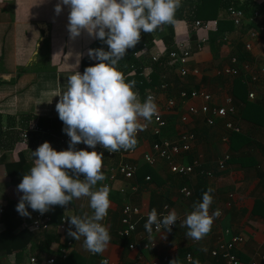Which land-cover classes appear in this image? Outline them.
<instances>
[{
	"label": "crops",
	"instance_id": "crops-1",
	"mask_svg": "<svg viewBox=\"0 0 264 264\" xmlns=\"http://www.w3.org/2000/svg\"><path fill=\"white\" fill-rule=\"evenodd\" d=\"M58 3H62V0H0V204L11 201L8 210L16 213H18L16 206L22 193L9 184L5 164L17 161L20 154H24L25 170L28 174L34 165L31 151H35L44 142H49L56 151L69 148V146L55 148L54 139L48 135L42 138L32 135L26 143H23L20 130L27 128L28 123L33 120L59 119L56 111V104L59 101L57 95L67 90L68 78L76 71L80 72L82 53L96 39L87 31L71 39L68 31L70 8L62 5V11L57 14L55 8ZM221 16L225 17L223 14ZM261 22H264V18L257 24ZM188 25L184 20L175 21L172 24L173 33L175 36H183V40H189L192 56L188 67L198 68L201 74L197 77L190 75L180 78L174 72V65H171L167 68L170 70L169 73L164 74L168 82H163L169 84V88L174 86L176 93L181 91L180 89L188 91L204 89L212 94L216 101L218 99L222 101L228 96L227 92L231 84L226 83V79L218 74L222 65L217 64V61L213 59L207 44L201 49L196 47L198 39L206 34L201 30H194L189 25L194 31L191 32ZM163 30L162 28L161 32L154 33V39L148 45L146 53L142 55L141 62L147 63L153 54L169 49L170 44L164 41L167 31ZM245 30L246 28L240 32L231 31L234 35H243L239 39L243 47L244 43L250 42ZM227 35L231 40L232 36ZM250 43H252L250 56L254 65L264 67L262 39ZM161 77H163L162 74ZM176 80L179 81V86L175 85ZM156 88L157 86L154 85L158 104L163 107L167 95L159 93ZM247 89H254L259 99L264 94V74L259 75L258 82L248 86ZM134 90L139 92V98L141 102H144L147 92L136 88ZM170 94L172 97L175 96L171 92ZM192 104L198 106L200 102L196 100L181 104L178 110L167 115H175V112L184 110L182 113H187L189 118L187 125L193 130L190 131L189 128L178 130L175 126L172 129L173 132H164V137L175 141L181 132L194 134L196 140L184 161L188 162L192 157L201 156L203 168L216 171V161L226 153L231 154L229 141L223 142L224 137L214 132H204L210 128L204 124L203 116H193L187 112V105ZM27 115H30L32 119L26 123ZM51 134L58 135L56 132ZM136 139L135 154L123 159L118 156L103 158L102 171L106 179L98 181L92 189L95 191L110 184L109 218L101 221L109 230L111 237L108 247L102 254L90 257L83 248L84 237L80 240L73 239L74 245L69 250V254H73L74 257L66 264H103V259H108V264H135L138 257L141 258L138 264H152L154 260L164 256L169 259L167 264L175 258L177 264H194L195 261L199 264H224L212 257L210 252L217 242L228 240L232 235H239L244 239L235 251L240 264H250L252 258L264 254V131L257 132L252 138L255 144L251 146L257 153L254 163L231 162L230 155L227 168L223 172L216 171L212 178L198 174L180 177L171 174L166 164L158 163L151 167L158 174L159 178L156 181L144 179L140 183L137 182L136 176L132 181H128L118 175L116 180L110 182L109 176L119 163L134 164L137 171L144 165L142 154L152 148L155 138L149 133H142ZM69 172L71 174L70 170ZM133 183L139 185L137 192H133L130 188ZM183 187L189 188L192 196L187 198L180 195L178 190ZM209 188L213 189L211 193L213 203L209 207V214L219 209L222 215L214 220L211 231L196 242L186 236L188 229L181 227V223L194 210V204L202 202V198L196 196L195 190L200 192ZM126 201L138 206L141 210V216L136 223L138 236L146 232L144 225L147 222L148 213L153 208L158 214L167 215L163 212L165 205L169 208L168 213L175 210L178 214L175 229L145 238L144 241L151 244L149 250L129 251L127 246L116 244L113 234H116L119 228L120 211ZM50 211L54 213L51 227L45 232L34 234L33 241L20 255L11 254L15 258L14 264L30 257L42 260L50 256L56 258L55 264L63 262L64 260L59 257V250L69 239V235L59 232L60 219L63 216L69 218L72 215L83 217L85 214L88 216L93 214L89 206V197L73 198L69 205L52 206ZM3 230L0 224V232ZM19 230L18 228L16 232ZM226 230L229 231L227 235L224 234ZM187 255L191 256V262H187ZM9 256H0V264H12Z\"/></svg>",
	"mask_w": 264,
	"mask_h": 264
},
{
	"label": "clouds",
	"instance_id": "clouds-1",
	"mask_svg": "<svg viewBox=\"0 0 264 264\" xmlns=\"http://www.w3.org/2000/svg\"><path fill=\"white\" fill-rule=\"evenodd\" d=\"M62 5L70 8V38L75 39L87 31L107 44L108 51L89 49V57L100 62L87 67L83 74L78 71L72 74L67 90L57 95L56 111L65 125L63 131L70 137L69 148L56 151L46 141L31 151L34 165L17 187L22 196L16 211L30 217L28 208H31L43 215L52 206L64 207L73 198L89 197L93 214L70 216L68 235L75 240L84 237L83 246L87 251L102 254L111 239L109 230L101 223L108 214L110 200L107 185L92 190L98 181L106 179L102 171L103 153L95 148L99 144L110 153L134 149L137 133L146 128L141 118L151 122L158 112L155 98L148 95L141 102L139 92L134 90L136 82H126L117 66L127 50L140 41L141 32L152 33L162 25L175 23L181 0H62L56 5L57 14L62 11ZM79 143L93 151L76 150L75 145ZM81 174L84 179H80ZM212 191L209 188L203 193L202 202L194 204V210L181 223V227L188 229L186 236L193 240L203 239L221 215L219 209L209 214ZM178 218L175 210L163 215L153 208L144 227L149 234L153 225L157 230L163 228L171 232ZM9 260L14 264V256L10 255ZM170 264H177L176 258Z\"/></svg>",
	"mask_w": 264,
	"mask_h": 264
},
{
	"label": "built area",
	"instance_id": "built-area-1",
	"mask_svg": "<svg viewBox=\"0 0 264 264\" xmlns=\"http://www.w3.org/2000/svg\"><path fill=\"white\" fill-rule=\"evenodd\" d=\"M240 2V0H239ZM241 3V2H240ZM244 9L247 10L246 7ZM264 18V9H250L249 11H244L243 9L237 8L234 5L227 7L225 18H218L214 20L208 21H195L190 24V26L196 31H203L206 35L205 37H200L197 41L196 47L201 49L203 45L208 42V35L212 32L217 31L219 20H224L232 23L234 32H240L243 28H246L247 37L251 41H257L260 38L264 44V22L257 24L258 21H261ZM230 38L225 33L221 38V42H227ZM246 42L244 43V50L246 52H252V43ZM148 45H143L140 51L134 52L132 57L138 62V66L135 64L128 66L121 70L124 74L125 78L132 77L137 74V68H140L139 75L146 81L147 84H150L151 74L154 72V64H159L164 68H170L171 65H174V72L180 78H186L190 75L199 76L201 71L198 68H189L188 64L190 62L192 56V50L190 47L189 40H180L174 41L170 45L169 49L153 54L148 62H141L142 55L146 53ZM170 71V70H168ZM218 74L222 75L224 78L233 79L236 77H240L243 82L250 86L252 84H256L258 82L259 75L264 74V67H258L254 65L253 61L244 60L239 61L236 57H231L228 59L227 63L224 64L219 70ZM159 93H163L167 95L165 103L162 106H159L158 95L155 94L154 87H148L145 92V100L148 95H152L155 98V103L158 107V112L156 115L152 117L151 122L145 121L141 118L140 122L142 124H146V128L143 131H139L137 136H140L142 133H149L152 137L159 138L153 142L152 148L144 152L142 154V160L145 165L149 167H153L158 163H164L168 166L169 172L171 174L187 177L198 174L200 176H205L208 178H212L215 175V172H223L228 165L230 160V155L228 153L222 155L216 161V171L206 170L203 168L202 158L201 156L192 157L188 162L184 161V158L187 154H190L192 150V146L196 140L194 134L190 132H181L179 137L175 141H171L165 138H162V132L167 126V121L164 118L165 114H169L170 112H174L179 109L181 104L188 103L189 101H199L200 104L196 105H187L186 109L189 115L203 116V122L206 126L211 127L217 122L227 116V114H233L234 108L231 106L230 98L224 97L222 105H215V99L212 94L204 89L197 90H181L177 96V98L169 96V85L163 83L157 88ZM148 90V91H147ZM262 99L264 100V94H262ZM257 98V93L254 89H250L248 91V99L250 101L255 100ZM144 100V101H145ZM225 128L228 131H232L235 133H240V128L234 125L231 122L225 123ZM21 131V139L23 143H26L32 135H36L39 138L44 136H51L54 139L56 148H63L69 146L70 137L63 132L62 134L54 135L48 132V130L44 129L39 125L38 120H33L28 123L27 128ZM53 135V136H52ZM136 136V137H137ZM223 142H228V137H224L222 139ZM76 150H93L88 147L84 143H79L75 145ZM95 151L102 152L103 158H112L114 156H118L123 159L126 156H130L136 153V148L130 150L121 149L118 152L110 153L101 145H97ZM264 161V160H263ZM137 174V167L134 164H124L119 163L115 170L109 176V181L113 182L116 180V177L120 175L123 179L132 181ZM80 179H84L81 174ZM150 178L145 177V181H149ZM110 189V184H106ZM133 192H137L139 189V185L137 183H133L130 186ZM178 193L185 197L192 196V191L189 188L183 187L179 188ZM168 206L165 205L163 207V212L168 214ZM28 211L31 213L30 217L19 216L20 226L19 229L28 230L34 234L42 233L47 231L52 224V215L51 211L41 215L37 211H33L31 208H28ZM221 212V211H220ZM4 213V208L0 204V216ZM222 215V212H221ZM220 215V216H221ZM141 216V210L138 206L126 201L121 208L120 211V220H119V228L116 230V234L119 238L123 240H127V248L129 251L135 250H149L151 248V244L145 242V238H150L153 235L159 232H167L165 229L161 228L157 230L155 225H153V231L149 234L147 231L144 232L142 236L137 235L136 223L139 217ZM219 216V217H220ZM109 218V214L105 217L104 220ZM68 218L63 216L60 219V223L58 225V230L62 234L68 235V229L70 227L68 223ZM176 227V223L171 226L173 231ZM72 230L75 231V227L72 226ZM225 235L229 234V231L226 230L224 232ZM74 238L69 236V239L66 240L63 244V247L59 250V257L62 260L67 259L69 255V250L74 245ZM196 241V240H195ZM197 242V241H196ZM244 242V239L239 235H232L228 240H221L215 244L212 248L210 254L212 257L222 261L224 264H240L239 259L235 253L238 246H240ZM84 248V246H83ZM84 250L90 257H96L97 254H92ZM187 262H191V256H186ZM141 261V258H137V262ZM56 258L50 256L45 259H39L37 257H30L23 261H18L15 264H55ZM169 259L167 256L161 257L159 260H154L152 264H167ZM103 264H108V259L102 260ZM250 264H264V254L259 255L257 258H252Z\"/></svg>",
	"mask_w": 264,
	"mask_h": 264
},
{
	"label": "trees",
	"instance_id": "trees-1",
	"mask_svg": "<svg viewBox=\"0 0 264 264\" xmlns=\"http://www.w3.org/2000/svg\"><path fill=\"white\" fill-rule=\"evenodd\" d=\"M234 5L237 8L243 9L247 12L244 7L239 4V0H181V7L175 13V21L184 20L188 24H191L195 21H208L218 19V13L226 9L227 7ZM233 30L232 23L224 20H219L217 31L210 33V39L217 37V41L221 40L225 33H228ZM143 33L141 32V39L136 44L134 48H130L127 50L126 56L121 59L118 63V70L121 71L128 66L135 64L138 66V62L132 57L134 52L140 51L143 45H150L154 39V33ZM176 38V39H175ZM183 40V36H175L173 33L172 24L167 27V36H165L164 41L167 44H172L174 41ZM103 48L105 51H108V45L99 39H95L93 43L89 45V47L83 51L82 59H81V70L80 73L83 74L84 70L89 66H94L100 61L97 59L90 58L88 55L89 49H97ZM154 72L150 77V84H147L146 81L139 75L140 68H137V74L126 79V82L134 80L135 88L139 91H144L148 87L159 86L163 84V81L166 80V73H169L167 68L160 67L158 64H154L153 66ZM158 68V69H157ZM161 74L163 77H161ZM163 78V79H161ZM225 82H230V90H228L227 94L231 100V106L234 108L233 114H227V116L221 120L215 122V124L206 129L204 132H214L219 136L228 137L231 162L238 161L247 164H252L256 161V151L253 149L251 145L253 143L252 138L255 136L257 132L264 131V100L260 96L255 100L250 101L248 99V86L243 82L240 77H236L233 79L225 78ZM159 82H163L159 84ZM168 82V81H167ZM224 82V80H223ZM224 82V83H225ZM167 84V83H166ZM179 86V81L176 80L175 85ZM169 85V84H168ZM174 86L168 89V92L174 94V97H177L179 92H174ZM183 90V89H180ZM170 96H172L170 94ZM26 123L32 119L30 115L25 117ZM39 125L44 129L48 130V132H56L57 134H62L64 131V123L58 120H38ZM231 122L234 125L240 128V133H235L232 131H228L225 128V123ZM165 130V129H164ZM162 132L161 137H164V132ZM155 138V137H154ZM159 138H155L158 140ZM169 140V139H168ZM253 149V151H251ZM26 159L24 154H20L17 161L8 162L5 164L6 176L9 180V184L16 188L19 183L22 181L23 176L26 173ZM149 177L151 180H158V174L152 170L151 167L147 165H143L136 174L137 182H140L145 179V177ZM199 177V176H197ZM207 191L204 189L203 191L198 192L195 190V194L198 198L203 197V193ZM9 203L1 204L4 208V213L0 216V224L3 226L4 230L0 232V256H6L11 254L20 255L26 247L31 244L34 239V233L29 232L28 230L20 229L18 232L16 230L20 226L19 213L8 210ZM15 203V202H13ZM56 207V206H55ZM54 213L51 215L54 218ZM114 242L116 244H120L121 246H127L128 241L123 240L117 236V234H113ZM74 257L73 254H69L67 259L63 262H59V264H66L68 261L72 260ZM58 263V262H57Z\"/></svg>",
	"mask_w": 264,
	"mask_h": 264
},
{
	"label": "rangeland",
	"instance_id": "rangeland-1",
	"mask_svg": "<svg viewBox=\"0 0 264 264\" xmlns=\"http://www.w3.org/2000/svg\"><path fill=\"white\" fill-rule=\"evenodd\" d=\"M240 2H239V4L242 7H246L247 11H249L250 9H255V8L256 9H261V8L264 9V0H240ZM226 9H223L220 11V13L218 14L219 17L222 14H223V16L226 15ZM221 18H222V16H221ZM189 25H188L189 31L194 32V31H192V29ZM168 26H169V24L162 25L160 28H158L156 30V33L161 32L160 29H162V28L164 29L163 31H167ZM233 32H234V30H233ZM231 33H232L231 31L227 33V34H230V36H232L231 40H229L227 42H223V41L221 42L220 40L217 41L218 40L217 37L212 38V40L210 39V36L208 37L207 46L211 52V55L213 56V59L217 61V64H219V65L221 64L222 66L224 64H226L228 59L231 57H236L239 61H244L247 59L250 61H253L252 57L250 56L251 52H246L244 50L242 41L241 40L239 41V39L243 35H234ZM203 37H205V35H203ZM233 39H235V40H233ZM207 78L210 79V77H207ZM214 99H215V97H214ZM214 102H215V105H217V106L223 104V100L221 101L220 99H218L217 101L215 100ZM182 111H184V110H180L178 112H175L174 113L175 115H167V114L164 115V118L168 124L167 125L168 127L165 128V130L167 129L166 130L167 132H173L172 129L175 128V126H177L178 130H181V129L184 130V129H188V128L190 131L193 130L192 127L187 125L189 123V118L187 116V113H184V112L182 113ZM176 113H178V114H176ZM169 123H170V126H169Z\"/></svg>",
	"mask_w": 264,
	"mask_h": 264
}]
</instances>
